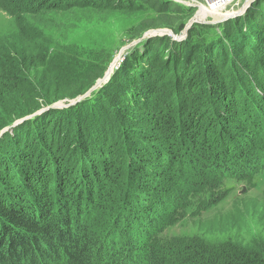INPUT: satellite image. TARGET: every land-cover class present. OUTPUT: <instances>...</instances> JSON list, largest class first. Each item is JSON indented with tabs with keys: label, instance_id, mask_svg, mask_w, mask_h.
Returning <instances> with one entry per match:
<instances>
[{
	"label": "trees",
	"instance_id": "obj_1",
	"mask_svg": "<svg viewBox=\"0 0 264 264\" xmlns=\"http://www.w3.org/2000/svg\"><path fill=\"white\" fill-rule=\"evenodd\" d=\"M82 7L154 15L130 41L183 27L174 0H0L19 38L0 36V132L104 77L114 52L50 43L26 20ZM263 168L264 0H255L242 16L193 24L183 40H142L91 96L3 132L0 264H264L262 237L164 236L199 202L215 207L227 184L253 188Z\"/></svg>",
	"mask_w": 264,
	"mask_h": 264
},
{
	"label": "rangeland",
	"instance_id": "obj_2",
	"mask_svg": "<svg viewBox=\"0 0 264 264\" xmlns=\"http://www.w3.org/2000/svg\"><path fill=\"white\" fill-rule=\"evenodd\" d=\"M174 1L183 8L181 11L184 13V15L179 17L181 19L179 24H183L180 33L175 34L164 26L152 31H170L173 37L182 36L183 38L180 40H183L187 37L189 31L188 29L186 34L182 35L185 26L196 15L207 23H213V21L221 20V18L230 16L232 13L241 10L248 0ZM176 14L173 13L172 15ZM148 15L149 13L144 10L126 13L98 11L82 7L71 8L62 12L40 13L27 17L26 20L30 24L29 29L33 27L31 30H34L33 33L35 35L37 32L41 36L42 32L40 30L47 33L48 36L44 35L42 40L46 38L50 43H71V46L75 47L78 44L92 54L100 52L99 58L103 57V53L104 57H106L109 52H114L113 60L109 65L111 66L115 62L112 68L114 72L124 61L128 50L135 47L136 44L128 49H123L130 46L135 40L142 38L145 33L151 31L147 30L140 38L134 39V41L129 40L139 33L143 26L149 24L150 19L154 18V15L147 17ZM220 23H223V21ZM16 27L14 19L0 10L1 38L13 39L14 42H17L19 38L17 37ZM167 36L172 37L170 34ZM151 38L154 37L144 40ZM4 47L5 45H2L0 41V54L4 51ZM116 58L117 60L115 61ZM64 103L67 104L65 100ZM253 181L254 187L251 189L241 183H238L236 186H234L235 184H227L230 189L229 193L217 200L215 207L213 206L207 210L204 209V207L211 204L212 199L199 202L197 210L200 212L198 215L179 221L169 228L164 236L170 239H194L195 237H200L214 244L249 243L252 239H259V237L264 239V168L256 172ZM243 189L244 192L241 193Z\"/></svg>",
	"mask_w": 264,
	"mask_h": 264
},
{
	"label": "water",
	"instance_id": "obj_3",
	"mask_svg": "<svg viewBox=\"0 0 264 264\" xmlns=\"http://www.w3.org/2000/svg\"><path fill=\"white\" fill-rule=\"evenodd\" d=\"M252 1H254V0H248V1H247V4H246L245 6H243V7L241 8V10H239V11H237V12H235V13H232V15H230V16L223 17V18H221V20L219 19V20L213 21V23H207V22L204 21V19L199 18V17L196 15V16L193 17V19L190 20V21L188 22V24L185 26V28H184V32L182 33V35L184 36V35L186 34V32L188 31V29H190V27H191L194 23H199V24H210V25H213V24H215V23H219V22H222V21L224 22V21H226V20L232 19V17L241 16V15H243V14L245 13V11L247 10L248 6L250 5V3H251ZM168 34L172 35V37H173V34H172L170 31H166V30H159V31H154V32H153V31H149V32L145 33V34L142 36V38H140V39H138V40H135L130 46H127V47L124 48L123 50L128 49V48H130V47H133V45H135V44L141 42L142 40H144V39H146V38H150V37H154V36H158V35H159V36H163V35H168ZM182 38H183L182 36H178V37H175V36H174V37H173V39H182ZM116 60H117V58L115 59V61H116ZM114 64H115V62H113L112 65L108 67V69L106 70L107 72L105 73L104 77H103L102 79H100V80H97L96 84H95L91 89H89L88 92L85 93L84 95L77 97L76 100H71V101H69V100H65V101L67 102V104L64 103V101H57V103H55L54 105H52V106H50V107H48V108L40 109V110H38L37 113L33 114L32 116H28V117H26V118H24V119H20L19 121H16L15 123H13L12 126H9V127H6V128H4V129H2L1 132H0V136L3 134V132L7 131V130H8L9 128H11V127H14V126L18 125V124H19L20 122H22L23 120H25V119H31V118L37 116L38 114L42 113L43 111L49 109V108H51V109H58V108L69 107V106L75 105V104H77V102H79V101H81V100H83V99H85V98L91 96V94H92L97 88H100L102 85L106 84V83L109 81V79H110V77H111V75H112V73H113L112 68L114 67ZM243 192H244V189L242 190L241 193H243Z\"/></svg>",
	"mask_w": 264,
	"mask_h": 264
},
{
	"label": "clouds",
	"instance_id": "obj_4",
	"mask_svg": "<svg viewBox=\"0 0 264 264\" xmlns=\"http://www.w3.org/2000/svg\"><path fill=\"white\" fill-rule=\"evenodd\" d=\"M242 192V191H241Z\"/></svg>",
	"mask_w": 264,
	"mask_h": 264
}]
</instances>
